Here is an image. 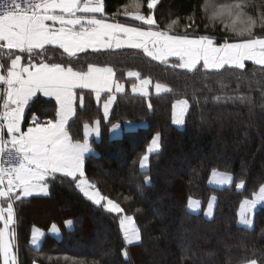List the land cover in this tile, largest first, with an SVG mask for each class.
Wrapping results in <instances>:
<instances>
[{
	"label": "trees",
	"instance_id": "16d2710c",
	"mask_svg": "<svg viewBox=\"0 0 264 264\" xmlns=\"http://www.w3.org/2000/svg\"><path fill=\"white\" fill-rule=\"evenodd\" d=\"M130 2L104 0L106 13L125 20L127 17L113 14L122 13ZM234 2L237 0H159L154 16L161 30H166L171 20H178L172 34L209 35L218 43L225 37L236 41L239 38L224 29L226 21L209 19L212 6ZM253 2L264 4V0ZM144 3L146 6V0ZM189 24L191 27H186ZM256 34L264 35V30L257 27ZM36 58L66 65L71 62L83 69L89 62L112 66L117 80L125 83L126 91L117 95L107 119L95 94L79 89L76 114L68 131L74 141H83L84 124L100 121V138L90 141L95 152L85 159L86 177L103 195L119 203L123 213L134 217L141 240L128 244L120 228V213L105 211L76 189L70 178L57 174L56 180L48 181L49 195L14 203L18 264H246L251 260L264 264V205L255 212L254 227L238 223L241 203L252 199L264 185L262 66L245 61L244 70L217 73L204 70L201 63L193 74L173 68L178 59L162 64L141 50L129 48L86 51L68 58L62 49L47 47L43 56ZM129 69L139 71L142 78L151 77L154 83H165L173 91L134 94L131 86L137 81L126 76ZM107 97L104 94L102 100ZM183 98L190 107L184 127H178L172 123L173 105ZM56 111L55 100L38 95L28 104L24 130L35 117L39 121L54 119ZM128 121L140 125L120 137H111L112 125ZM157 133L161 148L151 154L149 168L143 170L140 158ZM214 170L230 172L233 184L223 188L210 185ZM146 177L150 183L145 182ZM241 180L245 187L238 189L235 185ZM213 196L217 198L215 214L208 218L205 209ZM191 198L202 201V211L189 210ZM68 220L74 223L72 229L66 226ZM54 223L62 230L60 238L50 233ZM34 227L46 231L38 249L30 244Z\"/></svg>",
	"mask_w": 264,
	"mask_h": 264
},
{
	"label": "snow or ice",
	"instance_id": "6c2138e0",
	"mask_svg": "<svg viewBox=\"0 0 264 264\" xmlns=\"http://www.w3.org/2000/svg\"><path fill=\"white\" fill-rule=\"evenodd\" d=\"M158 3L159 0H146L145 6L144 0H131L124 5L122 13L113 14L149 25L145 30L143 27L118 21L110 23L97 18L95 14L103 16L105 12L104 0H23V3L0 0V50H7L0 55V99L3 101V112H0V222L3 223V227H0V258L3 264H17L13 243L16 237L13 227L16 224L14 203L34 195H49L48 181L56 180L57 174L70 178L76 189L97 206L104 207L105 211L117 214L123 212L119 203L103 195L97 185L86 177L85 154L93 151L87 140L90 125L84 124L83 142L74 141L66 126L69 118L75 114L76 89L90 90L95 94L97 103L102 93H108L103 103L104 117L107 119L110 107L116 101V94L124 93L125 86L115 79L116 73L112 66L89 62L83 69L73 67L71 62L66 65L48 62L43 58L34 60V57L43 56L45 46L62 49L68 58L78 57L79 53L89 49L93 52L136 49L162 64H167L170 57H176L178 62L171 66L193 74L199 71L201 62L204 70L217 73L229 69L244 70L245 61H252L264 68V35L256 34L257 27L264 30V4L257 5L253 0H237L218 8L212 6L213 12L209 19L226 21L224 29L239 38L236 42H228L225 37L224 43L217 45L215 38L209 35L190 38L186 34H172L178 25L176 19L165 26L166 30H160L154 16ZM57 24L59 27H56ZM186 27H191V24ZM13 50L27 53L28 63L22 64L19 54L13 58ZM5 56L10 60L8 65L3 62ZM126 76L138 81L132 84L134 94H149L151 77L142 78L139 71L131 69L126 72ZM154 87L157 95L173 91L159 81ZM221 87H224L222 83ZM37 93L55 98L59 106L55 118L43 123L34 118L33 126L23 131L21 121L25 106ZM239 99L243 102V98ZM79 102L83 108V94L79 96ZM148 107L151 108V103ZM187 109L188 100L177 101L173 105L172 123L183 125ZM95 125L92 130L99 135V121ZM119 128L117 124L112 130L115 133ZM159 148L160 134L157 133L147 153L140 158L142 169L148 166L149 154ZM212 175V182L219 185L233 183L232 176L226 173L214 170ZM145 182L150 183L149 178L146 177ZM235 186L244 188V181L241 180ZM253 195L252 200L245 199L241 203L239 211L238 223L249 228L254 227L252 215L257 205H264V185ZM215 202L216 197L213 196L208 203L206 216H212ZM188 207L198 209L199 201L190 199ZM119 224L128 244L141 240L140 230L132 216L123 215ZM42 235L34 230L31 243L37 245ZM123 254L127 258V252ZM248 264H256V261L251 260Z\"/></svg>",
	"mask_w": 264,
	"mask_h": 264
},
{
	"label": "crops",
	"instance_id": "0c3cea01",
	"mask_svg": "<svg viewBox=\"0 0 264 264\" xmlns=\"http://www.w3.org/2000/svg\"><path fill=\"white\" fill-rule=\"evenodd\" d=\"M104 5H105V4H104ZM77 15H93V14L77 13ZM95 15L97 16V18L105 19L107 22H110V23H111V22H114V21H118V22H121V23L128 24V25H130V26H137L136 24H142V23L139 22V21H134V20H132L130 17H127V19H125V20L115 19L112 15H108V14L106 13V10H105L103 16H101V14H99V13H97V14H95ZM49 23H51V22H49ZM142 25H143V24H142ZM56 27H59V25L57 24ZM137 27H141V26H137ZM149 27H150V26L147 25V27H143V28H144L145 30H147ZM153 30H155L154 27H153ZM160 30H161V29H160ZM189 37H190V36H189ZM190 38H196V37H190ZM215 42H216V40H215ZM234 42H236V41H234ZM45 47L47 48V47H56V46L47 45V46H45ZM56 48H58V47H56ZM123 49H127V48H123ZM119 50H122V49H119ZM87 51H92V50L89 49V50H87ZM6 52H7L6 49H5V50H0V55H3V54L6 53ZM15 54H19V55L22 56V61H21L22 64H27V63H28V54H27V53H19L17 50H13V58H14V55H15ZM79 54H81V53H79ZM39 59H40V58H39ZM171 59H178V58H176V57H170L169 60H171ZM34 60H38V59H37L36 57H34ZM169 60H168V61H169ZM3 62H4L6 65L10 64V60H8L6 56L4 57ZM201 63H202V62H201ZM99 66H100V65H99ZM5 71H6V69H5ZM115 73H116V72H115ZM115 79L117 80L116 75H115ZM117 81H118V80H117ZM118 82H120V81H118ZM120 83H121V84H124V86H125V91H126V88H127V87H126L125 83H123V82H120ZM136 83H138V81H137ZM154 85H155V83L152 81V84L148 86V93H149V94H148L147 96L151 95L152 93L156 94ZM131 88H132V86H131ZM78 90H79V89H76V90H75V91H76V94H77V91H78ZM104 94H108V93H102V94H101V100H100V102L102 103V109H103V103H104V101L107 99V98H106V99H103V100H102V96H103ZM118 94H119V93L116 94V97H117ZM136 94H139V93H136ZM160 94H161V93H160ZM38 95H42V96H43L42 93H37V95H36L35 97H37ZM108 95H109V94H108ZM35 97H33V98H35ZM33 98H32V99H33ZM47 98L55 100L54 97H47ZM32 99H31V100H32ZM31 100H30V101H31ZM116 100H117V98H116ZM30 101H29V102H30ZM77 101H78V96H77V100H76V102H75V114H76V108H77ZM177 101H179V99L176 100V101L174 102V104H176ZM2 103H3V101H2V99H0V112H3ZM56 103H57V102H56ZM115 103H116V101H115V102L112 104V106L110 107L109 115H108L107 118H109V116H110V114H111V112H112V110H113V107H114ZM28 104H29V103H28ZM28 104L25 106L24 113H23V118H22V121H21V129H22L23 131H27V129L24 130L23 125H24V121H25V116H26V112H27ZM58 107H59V106H58V104H57V109H58ZM189 107H190V105L188 104V109H187V111H186L185 114H184V119H185V117L187 116L186 113H188V111H189ZM103 113H104V110H103ZM75 114H74L72 117L69 118L68 124H69V122L71 121V119L75 116ZM35 118H36V117H35ZM185 120H186V119H185ZM44 121H46V120H43V121H40V122L43 123ZM97 121H98V120H97ZM68 124H67V126H66V127H67V130H68ZM117 124L120 125V128L117 129L116 132L114 133L112 129H113V126H114V125H117ZM89 125H90V128H89V134H88V136H87V140H88V143L90 144V147L92 148L93 151H91V152H89V153H86V154H85V159H86V156H87V155H89V154L95 152V150H94L93 146L91 145L90 141H91L93 138H95V139H99V138H100V135H101V123H100V121H99V135H97L96 132L92 130L93 128L96 127L95 122H94L93 124H89ZM114 125H112V127H111V129H110V135H111V137L116 138V137H120V136H122V134H123L124 131H126V130H128V131L136 130V129L139 127L140 123L132 122V121H128V122H125L124 124L116 123V124H114ZM183 125H184V124H183ZM183 125H177V126H178V127H183ZM30 126H33V124L30 125ZM30 126H28V127H30ZM5 132H6V129H5ZM155 136H156V135H155ZM155 136H154V137H155ZM81 142H83V141H81ZM160 148H161V136H160ZM160 148H159V150H160ZM159 150H158V151H159ZM155 152H157V151H155ZM153 153H154V152H153ZM151 154H152V153H151ZM151 154H149L148 166H147L146 168H143V170H147V169L149 168V165H150V156H151ZM85 159H84V170H85ZM212 174H213V172H212ZM212 174H211V176H210V180L213 179V175H212ZM232 176H233V175H232ZM87 179H88V178H87ZM88 180H89V179H88ZM210 180H209L210 185H212V186H214V187L223 188V187H227V186H228V185H223V186H222V185H219V184H214V182L211 183ZM89 181H90V180H89ZM90 182H91V181H90ZM233 182H234V176H233ZM232 184H233V183H232ZM232 184H231V185H232ZM229 186H230V185H229ZM34 196H39V195H34ZM253 198H254V197H253ZM191 200H193V201H199V208H198V209H190V208L188 207L189 210L192 211V212H195V213H196V212H200V211H202V209H203V208H202V201H201V200H198V199H195V198H191ZM248 200H252V199H248ZM208 203H209V202H208ZM188 204H189V202H188ZM216 204H217V198H216V202L214 203L213 208H212V216H211V217L207 216L208 218H212V217L214 216V214H215V209H216ZM259 206H260V205L258 204L257 207H259ZM121 208H122V207H121ZM257 209H258V208H256V209L254 210L253 215H252V218H253L254 213L256 212ZM14 211H15V210H14ZM207 211H208V205H207V207H206V209H205V212H207ZM239 211H240V210H239ZM122 213H123V212H122ZM15 218H16V215H15ZM253 221H254V218H253ZM69 222H71V223H69ZM15 226H16V224L13 226L14 229H15ZM66 226H67L68 229H72L73 226H74L73 221H72V220H68V221L66 222ZM243 226H244V225H243ZM246 227H247V226H246ZM34 230H38L39 232L43 233V235L41 236L40 241L38 242L37 245H33V244L31 243V241H30L31 246H32L33 248L38 249V248L41 247V245H42V243H43V240H44V237H45L46 231L43 230L42 228H39V227H34V228H33V231H34ZM33 231H32V233H33ZM15 233H16V230H15ZM50 233H51L52 235H54L55 237H57V238H60V237L62 236V230H61L60 226L57 225V224H55V223L51 226V228H50ZM31 240H32V237H31ZM13 243H14V248H15V246H16V237H15V240L13 241ZM15 254H16V256H17L16 251H15ZM17 264H18V257H17ZM35 264H38V263H35ZM246 264H248V263H246ZM256 264H258V263L256 262Z\"/></svg>",
	"mask_w": 264,
	"mask_h": 264
},
{
	"label": "rangeland",
	"instance_id": "374dc122",
	"mask_svg": "<svg viewBox=\"0 0 264 264\" xmlns=\"http://www.w3.org/2000/svg\"><path fill=\"white\" fill-rule=\"evenodd\" d=\"M228 42H234V41H228ZM224 43V42H223ZM216 44L217 45H219V44H222V43H218V42H216ZM179 100H187V99H185V98H183V99H179ZM188 104H189V101H188ZM186 115H187V113H186ZM185 119H186V117H185ZM185 119H184V125H185ZM184 125H183V127H184ZM216 172H218V173H226V174H228V175H230V176H232V174L230 173V172H225V171H220V170H215ZM232 178H233V176H232ZM214 179V178H213ZM213 179H211L210 180V182L211 183H213L212 181H213ZM214 184H217V183H214ZM229 186V185H228ZM240 189H242V188H240ZM253 199V198H252ZM258 208V207H257ZM121 214V217L123 216V215H127V214H125V213H120ZM128 216H132V215H128ZM133 217V216H132ZM255 217V213H254V216H253V218ZM134 218V217H133ZM134 221H135V219H134ZM135 224H136V221H135ZM136 226H137V224H136ZM135 242V241H134Z\"/></svg>",
	"mask_w": 264,
	"mask_h": 264
},
{
	"label": "built area",
	"instance_id": "2783aa9c",
	"mask_svg": "<svg viewBox=\"0 0 264 264\" xmlns=\"http://www.w3.org/2000/svg\"><path fill=\"white\" fill-rule=\"evenodd\" d=\"M17 2L23 3V0H17ZM5 138L7 139V136H5ZM5 159H7V157H5Z\"/></svg>",
	"mask_w": 264,
	"mask_h": 264
}]
</instances>
